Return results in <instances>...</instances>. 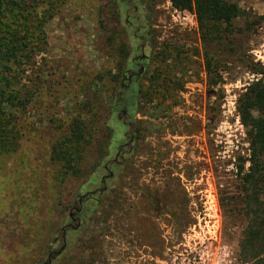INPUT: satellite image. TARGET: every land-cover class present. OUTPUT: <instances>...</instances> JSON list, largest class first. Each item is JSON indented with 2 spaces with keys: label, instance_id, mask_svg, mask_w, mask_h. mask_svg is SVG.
<instances>
[{
  "label": "rangeland",
  "instance_id": "374dc122",
  "mask_svg": "<svg viewBox=\"0 0 264 264\" xmlns=\"http://www.w3.org/2000/svg\"><path fill=\"white\" fill-rule=\"evenodd\" d=\"M228 1L235 33L206 48L170 0H114L108 33L103 0H40L60 7L16 71L27 108L17 151L0 157V264H43L49 249L52 264H258L243 254L257 208L238 174L250 155L238 107L264 67V0ZM75 120L109 140L98 150L94 133L65 178L54 149Z\"/></svg>",
  "mask_w": 264,
  "mask_h": 264
},
{
  "label": "trees",
  "instance_id": "16d2710c",
  "mask_svg": "<svg viewBox=\"0 0 264 264\" xmlns=\"http://www.w3.org/2000/svg\"><path fill=\"white\" fill-rule=\"evenodd\" d=\"M0 0V157L5 154L14 153L19 147L22 133L19 128V118L14 111L27 108L26 98L17 87V69L22 70L30 66L33 52L39 49L44 39L43 27L52 15L49 10L59 9L60 3H43L40 0ZM45 1V0H44ZM172 6L179 11L194 13L200 27L202 39L207 45L222 42L224 37L234 35L233 23L241 17L242 11L237 4L228 0H170ZM114 0L102 2L106 13L103 26L108 33L109 25H118V16L113 9ZM35 4V5H34ZM45 4V5H44ZM39 9L42 12H39ZM37 14L35 27L36 43L32 47L33 14ZM208 53V52H207ZM128 58V54L126 55ZM206 68L210 80H219L220 63L206 57ZM23 76L26 74L23 70ZM256 80L251 83L245 94L239 100L238 114L242 125L248 130L249 137V159L244 160L238 168L243 187L252 193L251 202H256V211L250 213V224L243 243L244 256H250L264 264V67L252 72ZM123 75V74H122ZM121 75L115 77L119 83ZM122 80V79H121ZM121 84L119 83V86ZM86 108V107H83ZM68 135L54 149L53 160L62 167L63 176H77L81 170L78 151L83 145L93 144L94 133H96L97 149L100 150L103 141L109 140L104 130L98 129L93 134L88 131L83 123L75 120L68 127ZM67 135V136H68ZM88 137H90L88 139ZM106 146V145H105ZM248 163L249 169H245ZM250 196V195H248ZM258 200V202H257ZM48 259L54 250L47 252Z\"/></svg>",
  "mask_w": 264,
  "mask_h": 264
},
{
  "label": "flooded vegetation",
  "instance_id": "af4514ba",
  "mask_svg": "<svg viewBox=\"0 0 264 264\" xmlns=\"http://www.w3.org/2000/svg\"><path fill=\"white\" fill-rule=\"evenodd\" d=\"M105 181H106V179H104V182H105ZM85 198H86V196H84V197H82V198L79 199V203H78V205H79L80 207L83 205ZM79 212H80V210L77 211V213H79ZM77 216H78V214H76L75 210L70 214V218H71L74 222H76V220H77ZM69 228H74V227H73V226H70ZM66 232H67V229H64V234H63L64 239L66 238ZM64 247H65V246H64ZM64 247H63V249H65ZM53 259H54V258H53V255H51V256L49 257V259H48V264H52Z\"/></svg>",
  "mask_w": 264,
  "mask_h": 264
}]
</instances>
